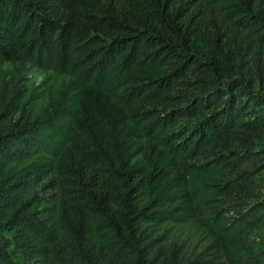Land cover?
Instances as JSON below:
<instances>
[{
    "label": "trees",
    "instance_id": "16d2710c",
    "mask_svg": "<svg viewBox=\"0 0 264 264\" xmlns=\"http://www.w3.org/2000/svg\"><path fill=\"white\" fill-rule=\"evenodd\" d=\"M264 0H0V264H264Z\"/></svg>",
    "mask_w": 264,
    "mask_h": 264
},
{
    "label": "rangeland",
    "instance_id": "374dc122",
    "mask_svg": "<svg viewBox=\"0 0 264 264\" xmlns=\"http://www.w3.org/2000/svg\"><path fill=\"white\" fill-rule=\"evenodd\" d=\"M256 181L262 188V195L261 196H262L263 201H264V173ZM255 240L257 243L258 250L259 251L264 250V228L261 231L256 233Z\"/></svg>",
    "mask_w": 264,
    "mask_h": 264
}]
</instances>
